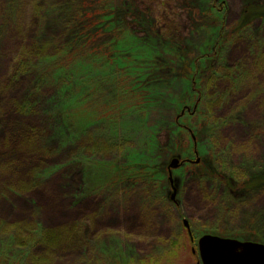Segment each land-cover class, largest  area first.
<instances>
[{
  "label": "rangeland",
  "instance_id": "rangeland-1",
  "mask_svg": "<svg viewBox=\"0 0 264 264\" xmlns=\"http://www.w3.org/2000/svg\"><path fill=\"white\" fill-rule=\"evenodd\" d=\"M204 235L264 241V0H0V264H197Z\"/></svg>",
  "mask_w": 264,
  "mask_h": 264
},
{
  "label": "water",
  "instance_id": "water-1",
  "mask_svg": "<svg viewBox=\"0 0 264 264\" xmlns=\"http://www.w3.org/2000/svg\"><path fill=\"white\" fill-rule=\"evenodd\" d=\"M177 167L178 160L173 159L169 169ZM197 249L201 264H264V245L256 242L204 235Z\"/></svg>",
  "mask_w": 264,
  "mask_h": 264
},
{
  "label": "trees",
  "instance_id": "trees-1",
  "mask_svg": "<svg viewBox=\"0 0 264 264\" xmlns=\"http://www.w3.org/2000/svg\"><path fill=\"white\" fill-rule=\"evenodd\" d=\"M11 3V7H10V9L12 10L13 8H15V5L16 4H13V2L11 1L10 2ZM216 4H218V7L216 6ZM166 6H167V8L166 9H164L163 10V13H162V15H160V16H158V17H160V21L159 22H162V21H165V24H164V28L166 29V32L170 29V28H172L173 27V25H170L169 24V20H171V21H173L174 19H176V13L173 11V8H172V6H171V2H169V3H166ZM217 7V8H216ZM221 7H222V0H211V12L212 11H216V12H218V9H220L221 10ZM61 10H63L64 12V14L65 13H67V14H65L63 17V20L64 19H66L67 20V22L70 24V25H74V24H77L80 20L78 19V17L76 16V15H70L71 13H70V11L71 10H76V7H71L69 4H65L64 5V3H63V5L61 6V8H60ZM92 12V11H91ZM62 13V14H63ZM97 16H99V14H97V12H96V14L94 13V12H92V17H88V18H90V19H93V18H95V17H97ZM101 21H105L106 23H107V21H106V19L105 18H102V19H100ZM100 23L101 22H97V24H98V27L100 28ZM95 25V24H94ZM163 25V24H162ZM216 28V30H217V34H218V36H219V38L221 37V31H222V27H221V25L220 26H217V27H215ZM99 31V30H98ZM98 31H95V33H97ZM91 33H94V32H91ZM90 33V34H91ZM100 33V32H99ZM99 33H97V34H93L92 35V37L93 36H95V35H98ZM75 38V37H74ZM77 41H79V43L81 42L80 40H78L77 38H75ZM92 38H90V37H88V39H87V41H92L91 40ZM219 45V47H220V49H221V44L219 43L218 44ZM211 53H212V49H211ZM75 54V55H74ZM212 54H215V53H212ZM216 54H218V53H216ZM206 57V56H205ZM116 58V59H115ZM115 58H113L112 57V59L109 61V62H105L104 64V66H105V68H106V70H107V72H109V73H111V72H113L114 70L112 69L113 67H115V65H116V63L118 62V60L121 58L119 55H117L116 54V56H115ZM79 60V62L80 63H82L83 65H86V59H87V56H85L84 55V53L82 52V49H80V48H78V47H76V49L73 51V56L72 57H70V59H69V66H72V65H74L73 63L76 61V60ZM148 60H149V58H148ZM61 61H63V59H60V60H56V61H49V62H47V64H46V66H44V67H32V69H31V73H32V79L34 80V82H35V80H37V81H42V75H49V76H53V75H55L56 74V66H54V63H60V65H63V63L61 62ZM37 65V64H36ZM64 69H65V65H64ZM256 242H258V243H261V244H263L264 245V241L263 240H259V241H256ZM172 255H171V257H175L176 256V254H174V253H171ZM172 259V258H171ZM142 264V263H141Z\"/></svg>",
  "mask_w": 264,
  "mask_h": 264
}]
</instances>
